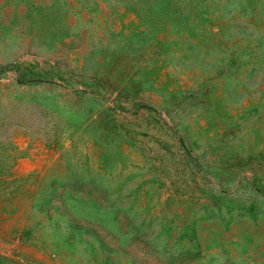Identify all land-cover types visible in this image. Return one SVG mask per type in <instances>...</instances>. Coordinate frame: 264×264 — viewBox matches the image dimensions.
<instances>
[{
    "label": "rangeland",
    "instance_id": "1",
    "mask_svg": "<svg viewBox=\"0 0 264 264\" xmlns=\"http://www.w3.org/2000/svg\"><path fill=\"white\" fill-rule=\"evenodd\" d=\"M0 264H264V0H0Z\"/></svg>",
    "mask_w": 264,
    "mask_h": 264
}]
</instances>
